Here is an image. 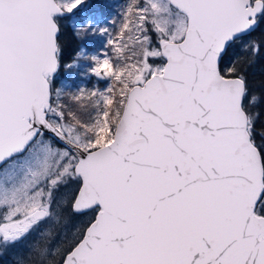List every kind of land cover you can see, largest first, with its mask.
Wrapping results in <instances>:
<instances>
[{
	"label": "snow or ice",
	"instance_id": "1",
	"mask_svg": "<svg viewBox=\"0 0 264 264\" xmlns=\"http://www.w3.org/2000/svg\"><path fill=\"white\" fill-rule=\"evenodd\" d=\"M86 3L0 0L3 251L16 264H264V130L258 142L245 69L264 48V0H129L106 42L115 59L87 57L111 83L83 121L52 96L65 25L78 40L108 32Z\"/></svg>",
	"mask_w": 264,
	"mask_h": 264
},
{
	"label": "trees",
	"instance_id": "2",
	"mask_svg": "<svg viewBox=\"0 0 264 264\" xmlns=\"http://www.w3.org/2000/svg\"><path fill=\"white\" fill-rule=\"evenodd\" d=\"M117 1L118 2L111 3L107 0H101L95 4H93L91 1L90 3L92 5L86 6V13L93 17V26L99 27L100 29L107 28L108 32L106 34L102 35L99 32L96 34L89 33L83 40H78L72 35L71 26L68 24L65 25V28L63 29L65 35L61 37L63 59L61 61L59 73H61L63 65H68L73 62L76 52L80 51L81 48H83L82 46L86 47L87 52L95 50L101 53L107 52L108 55L113 58V60L115 59V53L113 52L112 47L106 42L110 37L113 39L118 37L120 27L123 23L122 13L125 9V6L129 3V0ZM254 36L258 38L259 32L255 33ZM241 56L244 58L248 57L249 54L245 52L241 53ZM245 69L249 80L250 91L259 97V103L251 110L253 112L260 113L256 121L257 138L258 142H260L259 133L264 130V48H262L261 52L256 55L254 63H251L250 65L245 64ZM68 70H71V68H68ZM75 77L76 81L78 82L81 76L76 74ZM76 81L75 79H72L74 86H77ZM58 82L60 83V80ZM109 82L111 83L110 80ZM59 83L54 81L52 96L53 103L58 102L62 106H65L66 110L73 112L80 120L88 121L96 111V99L94 97L89 99L87 96H84L86 95L84 93L82 100L76 101L72 99V97L75 96V92L77 91L73 88L66 87L67 89L64 90L63 95H61L57 100L55 91L59 87ZM84 90L90 91L91 89L86 86ZM65 121L71 122L73 124L75 123V121L68 117L67 114ZM87 214H89L90 217L94 215L91 211ZM80 221L86 223L88 220L83 221L81 216Z\"/></svg>",
	"mask_w": 264,
	"mask_h": 264
},
{
	"label": "rangeland",
	"instance_id": "3",
	"mask_svg": "<svg viewBox=\"0 0 264 264\" xmlns=\"http://www.w3.org/2000/svg\"><path fill=\"white\" fill-rule=\"evenodd\" d=\"M93 2V4H95L96 2H99L101 0H87V3L82 6L81 8V12L80 14L86 13V6L92 5L90 2ZM106 1V0H105ZM108 2H118L117 0H107ZM90 3V4H89ZM83 47V51H84V56L81 57L78 61L76 66L71 67V70H68L69 67H65L64 65V70H63V74L60 75L59 80V87L57 89L61 90V95H63V92L65 89H67L66 87L69 88H73L75 89L77 92H75V95L80 94V90H83V93H85L88 97V94L96 89H101L104 90L108 87V85L110 84L109 80L106 78H103L102 81H99L97 78L94 77V79L91 81L90 85L88 84L87 79H90L91 76H94L95 74H93L91 72V68L94 66V62L91 61L90 59H88L87 57H91L92 55H101V58H103V52H98V51H88L85 46ZM87 54V55H86ZM72 71V73H71ZM78 74V76L80 75V79L78 80V82L76 81V77L75 75ZM72 79H75L77 86H74ZM85 86H88L91 88L90 91L84 90ZM60 95V96H61ZM96 100L98 99V97H94ZM96 112V111H95ZM94 112V113H95ZM93 113V115H94ZM92 117V116H91ZM91 119V118H90ZM67 190H62L61 193H58V197L62 196ZM90 215L86 214L82 216V220H89ZM4 250V244L3 242L0 243V251ZM0 264H16V261L14 259V254L11 250L8 251H3V255H0Z\"/></svg>",
	"mask_w": 264,
	"mask_h": 264
},
{
	"label": "flooded vegetation",
	"instance_id": "4",
	"mask_svg": "<svg viewBox=\"0 0 264 264\" xmlns=\"http://www.w3.org/2000/svg\"><path fill=\"white\" fill-rule=\"evenodd\" d=\"M63 68H64V65L62 66V70H61V74H60V75L63 74V70H64ZM58 81H59V79L56 78V79H55V82H56V83H59ZM47 136H50V135L46 134V137H47ZM0 243H1V242H0Z\"/></svg>",
	"mask_w": 264,
	"mask_h": 264
},
{
	"label": "water",
	"instance_id": "5",
	"mask_svg": "<svg viewBox=\"0 0 264 264\" xmlns=\"http://www.w3.org/2000/svg\"><path fill=\"white\" fill-rule=\"evenodd\" d=\"M98 79H99V80H102V79H103V77H98ZM46 134H49V135H51L50 133H46Z\"/></svg>",
	"mask_w": 264,
	"mask_h": 264
}]
</instances>
